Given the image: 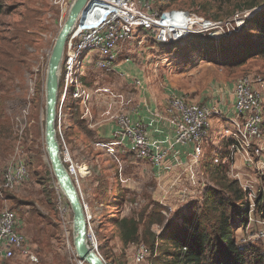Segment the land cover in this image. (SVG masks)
I'll return each instance as SVG.
<instances>
[{
    "label": "rangeland",
    "instance_id": "1",
    "mask_svg": "<svg viewBox=\"0 0 264 264\" xmlns=\"http://www.w3.org/2000/svg\"><path fill=\"white\" fill-rule=\"evenodd\" d=\"M253 1L255 0H158L156 9L159 5L160 9L166 6L193 9L213 20L229 22L236 30L232 33L234 35L238 32L236 26H242L244 14L256 8L255 6L250 8L249 4ZM1 2L4 11L0 14V110L5 112L12 125V136L15 141L9 153H0V187L3 170L17 151L19 156L29 162L30 176L21 186L8 191V194L0 189L2 191L0 211L7 208L18 215L22 221L21 230L28 245L37 255L38 262L31 263L27 259L15 257L0 264H72L75 255L73 214L61 190L53 181L54 176L47 158L44 139L48 59L62 25L57 24L55 19L57 10L48 0H1ZM260 3H264V0ZM48 13H51L50 17ZM165 47L166 51L163 52L161 46L149 40L145 44L143 56L153 68L156 66L155 68L171 69L170 79L173 75L176 76V86H179V78L182 77L180 72L191 67L196 71L190 77L195 78V75L203 77L202 82L210 75L214 77L217 68L221 67L186 48L173 47L171 44ZM200 64L205 67L199 68ZM222 69L229 77L232 74L235 77L250 74L264 81V58L261 56L247 59L235 70ZM111 74L88 68L83 82L90 89L109 87L115 80V76ZM58 89H61L60 76ZM87 106L92 115L89 123L82 118L83 113L79 106L70 99L63 106L64 120L73 126L70 133L66 131L64 133L70 155L74 160L88 164L92 171V176L81 183L78 192L81 202L86 205L88 211L87 243L96 249L106 263L134 264L132 253L137 243L143 242L150 248V244L141 236L145 233L146 218L152 214L156 218L149 225V234L146 233L145 237H150L151 234L156 247L157 244L160 246V251L156 248L155 254H150L141 264H156L166 260L167 253L164 252L170 249V244L167 238H164V228L171 220H176L179 211L185 209L183 206L189 202L201 201L207 188H217L216 183L205 167L201 166L203 177H200L194 188L190 187L186 192V198L180 200L178 190H182L184 186L188 187L185 173L180 170L164 179L165 183H169L174 177H178L171 195L162 201L161 191L149 165L145 164L142 167L144 163L141 160L125 156L122 168L119 169L110 156L93 145L98 138L92 131L95 127L92 128L90 123L102 125L112 121L110 114L104 113L107 107L106 96L100 95L89 100ZM56 138L59 142V137ZM209 150H212L210 145L205 148V152L210 153ZM224 170L229 179L240 178L239 184L252 186L256 196L260 190L264 192V168H247L241 160L236 159L233 167L229 166ZM119 173L127 180L125 183L119 181ZM236 174H239L238 177ZM46 191H50L49 200ZM18 200L23 203L17 208ZM164 204L174 208V211L169 215H163L162 211L167 209ZM258 207L260 211H257ZM255 210L253 213L255 217H260L264 211L259 205ZM122 217L141 219L138 242L123 245L120 241L119 230L114 222ZM246 225L233 230L236 244L250 245L264 255V237L252 238L257 233V225L254 222L249 227ZM158 256H161V261Z\"/></svg>",
    "mask_w": 264,
    "mask_h": 264
},
{
    "label": "built area",
    "instance_id": "2",
    "mask_svg": "<svg viewBox=\"0 0 264 264\" xmlns=\"http://www.w3.org/2000/svg\"><path fill=\"white\" fill-rule=\"evenodd\" d=\"M73 1L48 0L57 10L55 19L59 26L66 20ZM155 4L156 0H88L67 36L59 66L61 89L57 92L55 130L56 137H59L61 162L77 194L80 192L81 183L92 176V171L88 164L71 157L69 146L64 139L65 130L71 126L64 120L63 113V106L68 99L79 106L83 113L82 118L89 123L92 115L87 102L100 95L106 96L107 107L104 113L110 114L113 129L109 138H98L93 145L110 156L119 169L122 168L125 156H133L149 165L161 191L162 201L171 195L178 177H174L169 183H165L164 179L177 171L183 170L188 184V187L184 186L182 190H178L180 200L186 198L190 187L194 188L198 184L200 177H203L201 166L207 155L205 148L209 145L212 147L214 164L233 167L235 160L239 159L247 168H264V81L259 78L245 74L235 79L231 90V114L223 112L218 107L219 102L206 105L188 102L180 94H171L163 113L159 116L171 127V139L150 138L146 125L130 118L123 95L112 86L90 89L83 82L88 68L108 73L116 72L117 77L124 76L123 71L116 70L119 55L124 51L133 54L130 50L134 48L139 50V53H144L145 44L149 40L157 46H163L177 43L190 34L222 39L232 36L233 31H236L229 22L213 20L193 9L176 6L156 9ZM256 8L244 14L245 19L241 25L255 13ZM47 15L50 17L51 13ZM240 27L238 25L236 29L239 30ZM147 38L149 40H146ZM89 52L92 53L88 54ZM130 59V55L124 57L125 62ZM131 79L137 86L140 85L139 79ZM212 116H217L223 124L219 131L214 133H211ZM90 126L93 127L92 123ZM189 144L192 146V152L183 160L175 146ZM19 155L17 151L6 164L0 189L10 191L29 179L27 162ZM118 175L121 183L127 181L122 178L121 173ZM238 175L236 174V177ZM237 180L240 181V178ZM240 187L249 203L246 226L249 227L254 222L257 225V233L252 238L264 237V211L260 217L253 215L256 212L257 196L252 186L240 184ZM79 200L88 223L86 205L81 202L80 197ZM164 205L167 209L162 211L163 215L174 211V208ZM21 227L22 221L14 211L7 208L0 211V262L15 257L27 259L31 263L38 262V257L28 245ZM150 254V248L145 243H137L133 248L132 262L141 264ZM72 264L87 263L75 254Z\"/></svg>",
    "mask_w": 264,
    "mask_h": 264
},
{
    "label": "trees",
    "instance_id": "3",
    "mask_svg": "<svg viewBox=\"0 0 264 264\" xmlns=\"http://www.w3.org/2000/svg\"><path fill=\"white\" fill-rule=\"evenodd\" d=\"M260 1L251 2L250 8L262 5ZM157 2L158 0L155 6ZM3 11L0 0V14ZM168 45L170 44L161 46L163 52ZM181 45L184 46L181 47ZM171 46L186 48L210 63L227 70H235L253 56L264 58V8L246 19L238 32L230 37L214 39L209 36L190 34ZM89 133L86 132V134ZM12 134V125L5 112L0 110V153L7 154L12 150L15 141ZM212 156L211 151L207 153L203 167L210 173L217 188H207L201 201L189 202L183 206L185 209L179 211L180 214L176 220H171L164 228L163 235L169 241L170 249L166 248L164 252V254L167 253L166 260L161 261V256H158L161 262L156 264H264V255L258 250L251 248L250 245L236 244L233 230L247 224L249 203L238 180L229 179L226 175L224 168L227 166L214 164ZM27 166L29 168V162ZM53 181L56 183L54 177ZM1 190L9 193V190ZM46 192L49 200L50 191ZM18 202L17 208L23 203L21 200ZM255 202L256 206L259 205L264 209L262 190L258 192ZM260 210L258 207L257 211ZM155 218L152 214L146 218L145 233L141 236L150 244L151 255L155 254L154 250L159 249L160 246L157 244L156 247L151 234L150 237H145V234H149V225ZM114 223L118 227L119 239L123 245L140 240L141 219L122 217L116 219Z\"/></svg>",
    "mask_w": 264,
    "mask_h": 264
},
{
    "label": "crops",
    "instance_id": "4",
    "mask_svg": "<svg viewBox=\"0 0 264 264\" xmlns=\"http://www.w3.org/2000/svg\"><path fill=\"white\" fill-rule=\"evenodd\" d=\"M130 51L134 53L127 54L125 51L122 52L117 62L118 65L116 70L123 71L125 74L124 76H119L120 78H117L116 75L118 74L116 72L103 73H112L111 75L115 76L114 82L109 85L123 95L128 115L132 120L141 121L146 125V131L150 138L171 139L173 137L171 127L167 124L165 119L159 118L166 107L170 95L173 93L184 96L188 102L206 105H215L219 102L218 107L223 112H231V104L233 101L231 90L238 75L235 77L234 74H232L229 77L227 72L220 67L217 68L214 77L210 75V77H206L207 79L204 78L202 82L201 78L203 77L198 75H195V78L190 77L196 70L188 66V68H191L184 72H180L182 77L179 78V86H176V76L173 75L170 79L171 75L169 73L170 71L172 72L171 69L155 68L156 66L153 68L151 67L152 65L146 62V58L143 56L144 53H139V50L135 48ZM126 55H130L131 57L127 62L124 61ZM198 67L203 68L205 66L200 64ZM132 77L140 80L141 83L139 86L132 81ZM210 122L212 126L211 131H213V133L219 131L223 125L219 122L217 116H212ZM92 125L95 127H92V131L96 134L97 138L107 139L110 137V132L113 129V122H107L102 125L92 123ZM72 127L73 126H70L65 131L70 133ZM175 149L179 151L183 160L187 159L188 155L192 152V146L190 144L186 146L176 145ZM141 166L144 167L145 164ZM151 170L153 173L152 168Z\"/></svg>",
    "mask_w": 264,
    "mask_h": 264
},
{
    "label": "water",
    "instance_id": "5",
    "mask_svg": "<svg viewBox=\"0 0 264 264\" xmlns=\"http://www.w3.org/2000/svg\"><path fill=\"white\" fill-rule=\"evenodd\" d=\"M88 0H74L66 20L62 24L53 48L51 50L46 72L45 82V121H44V139L47 158L50 163L52 174L56 180L58 188L67 200L73 214V247L75 254L87 264H107L98 254L96 249L90 246L86 241L87 221L85 212L80 203L77 191L67 174L59 154V143L56 138L55 118L56 101L59 83V66L63 53V48L67 36L73 28L80 12ZM264 8V3L256 8V12Z\"/></svg>",
    "mask_w": 264,
    "mask_h": 264
}]
</instances>
